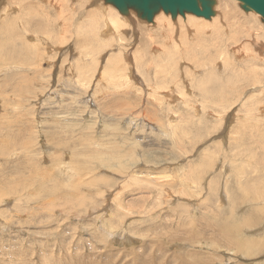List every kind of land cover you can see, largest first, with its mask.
<instances>
[{"label":"rangeland","instance_id":"374dc122","mask_svg":"<svg viewBox=\"0 0 264 264\" xmlns=\"http://www.w3.org/2000/svg\"><path fill=\"white\" fill-rule=\"evenodd\" d=\"M105 3L0 0V264H264L244 199L264 193L262 16L186 47L134 9L123 32L82 28ZM230 215L260 250L223 235Z\"/></svg>","mask_w":264,"mask_h":264},{"label":"bare ground","instance_id":"6f19581e","mask_svg":"<svg viewBox=\"0 0 264 264\" xmlns=\"http://www.w3.org/2000/svg\"><path fill=\"white\" fill-rule=\"evenodd\" d=\"M238 1V0H237ZM226 3H224V5H221L222 8H223V14H221V17L219 14H215L211 19H206L204 17H199V16H196V15H193V14H190V13H187L185 16H182V15H178L175 19L172 18L171 14H167L165 13L163 10L160 11L158 14H156L154 20L152 23L156 22L157 20L161 21L160 22V26L163 27L167 32L168 30H171V31H174V26L175 25H181L180 27V32L178 33V37L176 38L177 39V42H180L181 44L185 45L186 47H189L192 42L195 41L196 42H200L201 40L203 41H207V37H205V34L206 33V29L210 26L209 22H212L214 23V27L217 26L218 22H220V20H222L223 22H225L227 25H226V28L229 29V32L232 31V36L230 38V40H232L233 42H237V37L239 34H246L247 35H244V36H248V37H251L252 35L254 36V34H252V27L249 26L248 24L250 22H248L247 24V21H250V20H253V21H256V18H258V13H256L255 11H246L247 14H248V17H244L243 20L241 18H238L237 16H235L233 14V10H234V6L232 4H239V6H241V3L239 2H236L235 0H225ZM101 3V2H100ZM106 4V5H105ZM102 7V9L99 8L98 11L96 12H89L87 14V25H84V26H81L82 28H86V30L88 29V31L92 34H94L93 32H99V34H109L110 32H114V33H119L124 27H127L128 28V25L130 23V21H132V19H130L133 15V12H131L130 14H122L121 12L119 13V10H117V8L115 6H113L112 4H108V3H105ZM14 6V5H13ZM220 6V7H221ZM12 7V6H11ZM229 8V9H228ZM13 9V8H12ZM96 9H98L96 7ZM12 12V11H10ZM136 12V11H135ZM245 12V13H246ZM137 13V12H136ZM237 15V14H236ZM138 17V15H137ZM215 17V19H214ZM260 18H261V15H260ZM140 19V18H139ZM214 19V20H213ZM11 20V19H10ZM13 20V18H12ZM15 20H16V17H15ZM143 20V19H141ZM140 20V21H141ZM175 20V21H174ZM260 20V19H259ZM4 21V20H3ZM144 21V20H143ZM261 21V20H260ZM18 22V21H17ZM145 22V21H144ZM258 22V21H257ZM8 23V22H7ZM142 23V22H141ZM151 23V24H152ZM186 23V24H185ZM264 23V21H263ZM139 24V23H138ZM185 24V26H184ZM252 24V23H251ZM250 24V25H251ZM15 25V24H14ZM141 25H144V24H141ZM8 26V25H7ZM10 26V25H9ZM8 26V27H9ZM7 27V28H8ZM80 27V28H81ZM186 27H187V30L190 29L189 33L187 32L186 30ZM254 27V26H253ZM26 28V27H25ZM5 29V28H4ZM259 29V27H258ZM3 30V29H2ZM10 30V29H9ZM81 30V29H80ZM138 30V29H137ZM18 31V30H17ZM87 31V32H88ZM177 31V30H176ZM199 34V36H203L202 38H197V37H194L193 35L196 33ZM15 32V31H14ZM24 32V31H23ZM109 32V33H108ZM123 32V31H121ZM193 32V33H192ZM13 33V31H12ZM83 33V32H82ZM85 33V32H84ZM83 33V34H84ZM128 33V32H127ZM126 33V34H127ZM91 34V35H92ZM111 34V33H110ZM212 34V32L210 33ZM231 34V33H230ZM259 34V33H257ZM96 36V33L94 34ZM101 39H102V36H100ZM122 35V34H121ZM124 35V34H123ZM260 35V34H259ZM113 36V35H112ZM125 36V35H124ZM129 36V35H128ZM193 36V37H192ZM240 36V35H239ZM252 36V37H253ZM257 36V35H256ZM98 37V36H97ZM108 37V36H107ZM106 37V38H107ZM111 37V36H109ZM241 37V36H240ZM104 38V37H103ZM105 38V39H106ZM112 38V37H111ZM110 38V40H111ZM114 38V37H113ZM126 38V36H125ZM211 38H214L213 36H211ZM95 39V37H94ZM104 39V40H105ZM240 39V38H239ZM246 39V38H245ZM254 39V38H253ZM109 40V39H108ZM107 40V41H108ZM109 40V41H110ZM228 42H229V39H227ZM106 41V42H107ZM109 41L107 43H109ZM113 41V39H112ZM111 41V42H112ZM226 41V40H225ZM247 41V40H246ZM244 42V41H243ZM249 42V41H247ZM10 43V41H9ZM216 42H214L213 44H215ZM245 43V42H244ZM103 44V43H102ZM105 44V43H104ZM1 45V44H0ZM7 46V44H6ZM27 46V45H26ZM4 47V46H3ZM116 47V46H115ZM28 48V47H27ZM14 49V48H12ZM248 49V48H247ZM86 52V51H85ZM90 52V51H89ZM253 52V51H252ZM26 53V52H25ZM190 53V52H189ZM88 54V53H87ZM107 57V56H106ZM193 57V56H192ZM195 58V57H194ZM40 59V58H39ZM118 59V58H117ZM193 60V58H192ZM94 62V60H93ZM96 62V61H95ZM112 62V61H111ZM118 62V61H117ZM109 63V62H108ZM113 63H116V62H113ZM119 63V62H118ZM117 63V64H118ZM83 64V63H81ZM110 65H112L111 63H109ZM116 64V65H117ZM123 64V63H122ZM126 65V64H125ZM129 65V64H128ZM109 66V65H108ZM115 66V65H114ZM130 66V65H129ZM85 67V65H84ZM110 67V66H109ZM117 67H120V66H117ZM83 68V67H82ZM99 68V67H98ZM114 67H112L113 69ZM128 68H131V67H128ZM100 69V68H99ZM108 69V68H107ZM124 69V68H123ZM122 69V70H123ZM87 69H84L83 73L86 71ZM96 70V69H95ZM110 70V69H109ZM130 70V69H128ZM32 71V70H31ZM98 71V70H97ZM139 71V70H138ZM80 72V71H79ZM132 72V71H131ZM134 72V70H133ZM82 73V72H81ZM116 74L115 77H117V73L116 71L114 72ZM107 74V73H106ZM250 74V73H249ZM105 75V74H104ZM112 75H110V79ZM114 77V75H113ZM114 77V78H115ZM118 78V77H117ZM214 76L211 75V80L214 81ZM257 78V77H256ZM106 79V78H105ZM109 79V80H110ZM126 79V77H125ZM124 79V80H125ZM229 80V82L231 81L230 78H227ZM233 79V78H232ZM116 79H114L113 81H115ZM129 80V79H128ZM127 80V81H128ZM112 81V82H113ZM127 81H124L126 82L127 84ZM233 81V80H232ZM231 81V82H232ZM123 83V82H122ZM137 83V82H136ZM120 84V83H119ZM118 84V85H119ZM123 85V84H122ZM121 85V86H122ZM132 85V84H131ZM151 85V84H150ZM222 86V85H221ZM233 86V85H232ZM154 87V86H153ZM190 88V87H188ZM202 89L204 90L205 87H203L202 85ZM207 89V88H206ZM188 90V89H187ZM191 90V89H190ZM168 91V90H167ZM150 92V91H149ZM217 92H224L223 89H220L219 91ZM213 93V92H212ZM221 93H217V94H221ZM164 94V92H163ZM191 94V93H190ZM216 94V95H217ZM148 96V95H147ZM157 96V95H156ZM204 96H207L206 94ZM223 97V95H221ZM161 101V100H160ZM159 106V105H158ZM162 107V106H161ZM262 107V106H261ZM264 107V106H263ZM161 109V108H160ZM263 109V108H262ZM211 112V110H210ZM252 112V111H251ZM262 114V113H261ZM161 115V114H160ZM209 115V114H208ZM214 115L218 118V119H223L224 117L221 115V114H215ZM234 116V115H233ZM196 118V117H195ZM212 118V117H211ZM234 119V118H233ZM264 119V118H262ZM215 120V119H214ZM240 121V120H239ZM252 133V132H251ZM253 135V134H252ZM254 136V135H253ZM253 138V137H252ZM257 146V145H256ZM216 156V155H215ZM251 156V154H250ZM253 156V155H252ZM256 157V155H255ZM253 159V157H252ZM207 160V157H205L203 159V161ZM217 161V160H216ZM260 161V160H259ZM217 163V162H216ZM212 171V170H211ZM237 172V171H236ZM202 177V175H201ZM206 180V179H205ZM203 181V180H202ZM214 182H216V179L215 181H212V182H209L208 187L209 189H211L210 187L212 188H216L218 186V184L216 185V187H214L215 185ZM217 183V182H216ZM223 187L225 189V192L226 194H223L222 195H226V197L228 198V195H229V191H228V178L225 180V183L223 184ZM262 187V185H261ZM207 188V187H206ZM243 189V188H242ZM207 190V189H206ZM210 191V190H209ZM247 191V190H246ZM253 191V189H252ZM259 191V190H258ZM258 191L255 190V192L257 193H250L248 196L247 194H245V197L247 198H244V199H248L250 201H257L259 203V206H257L256 208L260 209V210H263L262 207L264 206V193L263 195L258 193ZM263 192V191H262ZM214 193V192H213ZM221 195V196H222ZM223 197V196H222ZM217 198V197H215ZM224 198V197H223ZM251 198V199H250ZM115 199V198H114ZM240 200V199H239ZM261 200V201H260ZM238 201V200H237ZM249 202V201H248ZM263 202V203H261ZM5 204V203H4ZM233 204V203H232ZM234 206V205H233ZM2 207V206H1ZM223 208V207H222ZM220 212V211H219ZM235 214V213H234ZM252 214V213H251ZM258 215V214H257ZM231 216V217H230ZM229 219H223V218H220L218 219V229L223 233L224 236H226L227 238H229L234 244H236L238 246V249H241L242 251H247V252H252L254 251L256 248L259 249L260 245L258 243H256V241L251 238V237H247V233L245 232L244 235L242 234V231L243 229L241 228V222H237V221H233L235 218H233L232 215H230ZM252 216V215H251ZM250 216V217H251ZM215 217V216H214ZM214 219V218H213ZM217 219V217H216ZM223 219V220H222ZM244 222V221H243ZM214 223V222H213ZM244 224V223H243ZM248 225V224H247ZM249 225H253V223L249 222ZM255 226V225H254ZM212 228V227H211ZM216 228V227H214ZM244 228V227H243ZM218 231V230H217ZM219 231V232H220ZM243 236V237H242ZM263 245V244H262ZM260 250V249H259Z\"/></svg>","mask_w":264,"mask_h":264},{"label":"water","instance_id":"95a60500","mask_svg":"<svg viewBox=\"0 0 264 264\" xmlns=\"http://www.w3.org/2000/svg\"><path fill=\"white\" fill-rule=\"evenodd\" d=\"M245 11H255L264 20V0H238ZM115 6L122 14H129L134 9L138 16L147 22H153L156 14L164 11L176 18L187 13L211 19L215 14L216 0H105Z\"/></svg>","mask_w":264,"mask_h":264}]
</instances>
